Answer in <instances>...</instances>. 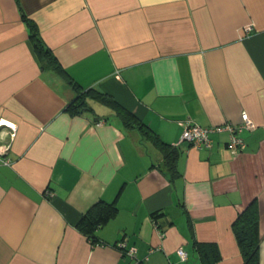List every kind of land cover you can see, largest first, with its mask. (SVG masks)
I'll return each instance as SVG.
<instances>
[{
	"label": "crops",
	"instance_id": "obj_1",
	"mask_svg": "<svg viewBox=\"0 0 264 264\" xmlns=\"http://www.w3.org/2000/svg\"><path fill=\"white\" fill-rule=\"evenodd\" d=\"M88 88L169 144L172 165L97 97L70 112ZM242 112L255 126L241 151L226 130L209 147L180 141L186 120L214 128ZM0 119L15 125L0 128V264H131L124 240L142 264H203L201 244L215 264H244L233 222L252 202L264 264V0H0ZM102 202L115 210L92 244L77 223Z\"/></svg>",
	"mask_w": 264,
	"mask_h": 264
},
{
	"label": "trees",
	"instance_id": "obj_2",
	"mask_svg": "<svg viewBox=\"0 0 264 264\" xmlns=\"http://www.w3.org/2000/svg\"><path fill=\"white\" fill-rule=\"evenodd\" d=\"M23 19L29 28L30 38L33 42L35 50L40 54L47 55L48 58L56 64L57 69H60L55 57H53L49 50L43 46L34 23L31 22L24 14ZM75 89H77V86H75ZM76 91L77 95H75L74 99L67 106V109L70 112L77 113L81 110L88 109L86 97L89 94H91V96L97 97L100 101L106 102L116 109V113L119 116L123 126L127 128L139 129L142 135H149L162 149L163 156L167 160L168 164L172 165L175 157V151L173 149H169L170 145L166 142H163L158 137V135L153 132V130L140 121L133 113L118 104L108 94L103 92H97L91 88ZM102 204L103 206L98 208V210H94V206L91 207V209L81 216L77 223L79 229L87 235L92 244L98 243L96 242V238H94V230L115 210L113 203L102 202ZM157 212L151 214L154 221L156 220ZM233 229L237 235L239 248L244 256V264H256L260 236L258 231V215L254 202H252L241 214L236 217L233 222ZM199 246L202 247L201 252L203 264H215L217 259V250L215 246L213 244H201Z\"/></svg>",
	"mask_w": 264,
	"mask_h": 264
},
{
	"label": "built area",
	"instance_id": "obj_3",
	"mask_svg": "<svg viewBox=\"0 0 264 264\" xmlns=\"http://www.w3.org/2000/svg\"><path fill=\"white\" fill-rule=\"evenodd\" d=\"M252 29L253 27L251 24L246 25L243 28V33L247 34ZM2 125H8V126H11L12 128L15 127L13 123L5 122L4 120L0 119V128L2 127ZM182 125H183V129L180 135V141L186 140L191 145H193L195 148L209 147L211 145L209 134L213 129L228 131L229 138L227 142V147L232 152L241 151L245 147V142L238 135V133L242 129H252L255 126L254 122L251 120V118L248 116L246 112L241 113V121L239 123H233V122L227 121L223 125L216 126L213 128L211 126H201L195 122L186 120L183 122ZM13 135L14 133L11 134V136ZM9 148H10L9 142L0 143V162L2 164H5V165L11 164V160L8 156ZM118 246L120 247L121 252L124 255H127L130 257L132 261L131 264H142L143 263V260L137 258L134 246L127 245L125 240L119 242ZM177 254L181 260H185L188 257L187 252L182 247H179L177 249Z\"/></svg>",
	"mask_w": 264,
	"mask_h": 264
}]
</instances>
